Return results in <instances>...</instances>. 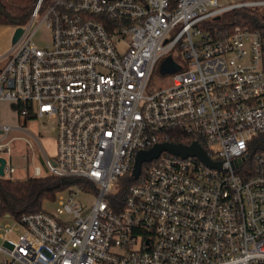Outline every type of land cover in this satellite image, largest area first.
<instances>
[{
  "label": "built area",
  "instance_id": "1",
  "mask_svg": "<svg viewBox=\"0 0 264 264\" xmlns=\"http://www.w3.org/2000/svg\"><path fill=\"white\" fill-rule=\"evenodd\" d=\"M256 6L264 0L35 2L0 69V102L17 119L53 120L55 151L35 150L28 130L8 138L18 127L0 123L2 177L14 178L20 139L23 178L85 184L59 192L55 212L0 216V264H264V26H202ZM42 23L50 38L37 46ZM167 55L179 67L154 90ZM174 128L220 166L161 151L134 178L137 151ZM128 173L136 181L121 203L113 190ZM77 191L94 195L90 206Z\"/></svg>",
  "mask_w": 264,
  "mask_h": 264
},
{
  "label": "trees",
  "instance_id": "2",
  "mask_svg": "<svg viewBox=\"0 0 264 264\" xmlns=\"http://www.w3.org/2000/svg\"><path fill=\"white\" fill-rule=\"evenodd\" d=\"M37 0H0V25L13 27L24 26ZM264 6L241 7L223 12L219 18H210L202 23L215 29L218 34L232 31L235 25L248 26L252 29L263 28ZM1 69V68H0ZM169 142L187 143L192 136L178 130L169 129ZM260 139H264V135ZM136 180L130 173L121 176L115 185L114 200H124L128 186ZM82 178L59 177L48 174L27 176L25 178L0 177V216L9 215L17 218L22 214L45 211V202L55 201L57 194L74 185H83Z\"/></svg>",
  "mask_w": 264,
  "mask_h": 264
},
{
  "label": "rangeland",
  "instance_id": "3",
  "mask_svg": "<svg viewBox=\"0 0 264 264\" xmlns=\"http://www.w3.org/2000/svg\"><path fill=\"white\" fill-rule=\"evenodd\" d=\"M17 28V27H16ZM15 28V29H16ZM22 29L23 26H22ZM15 31V30H14ZM14 33V32H13ZM50 38V30L42 23L36 29L35 33L32 36V40L35 45L42 46L47 43ZM14 44H11L9 48V54L14 52ZM184 51L183 47H180L179 44H176L175 47L171 50L173 57L178 61L184 60ZM7 55V57L9 56ZM170 81L169 75H163L159 73L156 69L153 71L151 79L149 81V86H152L155 89L160 88L162 84H166ZM1 103V102H0ZM15 105L11 102H3V123L11 124L17 126L18 128L11 129L8 134V138L12 136H26L31 138L28 135L26 130L32 132L38 137V140H32V144L35 150H40V146L42 147L43 152L52 156L55 151V122L53 120H49L47 118H37L35 120H25L24 118L17 119L15 117ZM12 164L15 166L16 171L13 175L14 178H23V172L20 168L22 165V159L19 154H21L25 149V144L23 140L16 139L12 142ZM74 198L84 207L87 208L91 205L94 200V195L91 193L77 191ZM45 210L49 212H55L57 207L56 201L45 202L43 204ZM7 221H11V219L7 218Z\"/></svg>",
  "mask_w": 264,
  "mask_h": 264
},
{
  "label": "water",
  "instance_id": "4",
  "mask_svg": "<svg viewBox=\"0 0 264 264\" xmlns=\"http://www.w3.org/2000/svg\"><path fill=\"white\" fill-rule=\"evenodd\" d=\"M215 18H219V16H216ZM264 26V23H263ZM23 29L22 27H17L14 31L12 42L14 43L19 35L22 33ZM179 65L173 60L171 55H167L159 67V72L161 74H166L170 72H174L178 69ZM161 151H168L170 153L180 155L182 157L187 156H197L202 161H204L206 164L211 166H220V162H212L208 158L205 150L200 146V144L197 141H193L190 144L186 145L181 142H159L150 147L149 149L139 150L137 151L134 163H133V169L131 172V175L136 178L141 169V165L143 162L149 161L159 155ZM5 164V160L3 157H0V177L3 176V166Z\"/></svg>",
  "mask_w": 264,
  "mask_h": 264
},
{
  "label": "crops",
  "instance_id": "5",
  "mask_svg": "<svg viewBox=\"0 0 264 264\" xmlns=\"http://www.w3.org/2000/svg\"><path fill=\"white\" fill-rule=\"evenodd\" d=\"M15 28L16 27L9 25H0V68L3 67L7 60L11 44H15L22 34L21 33L18 39L13 43L12 38ZM0 123H3V102L0 103Z\"/></svg>",
  "mask_w": 264,
  "mask_h": 264
}]
</instances>
